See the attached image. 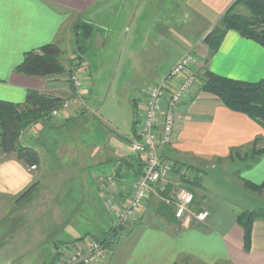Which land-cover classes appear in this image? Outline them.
<instances>
[{
    "label": "crops",
    "instance_id": "obj_1",
    "mask_svg": "<svg viewBox=\"0 0 264 264\" xmlns=\"http://www.w3.org/2000/svg\"><path fill=\"white\" fill-rule=\"evenodd\" d=\"M152 1L0 0V100L23 104L32 90L50 94L62 92L49 88L55 81L50 83L40 78L17 74L15 70L24 56L30 51L59 41L64 30H68L71 37L73 26L79 21L94 25L96 31L100 29L98 23L104 19L102 27L107 24L106 29L109 30H115L116 24L121 21L118 23L121 25L117 28V33H121L124 26L139 29L140 24L146 25L150 20ZM235 1L237 0H184L185 8L180 9L177 18L187 20L189 11L195 14L199 22L197 37L191 40L187 31L184 36L175 32L178 36L176 42L182 49L164 77L187 53H194L202 64L209 59L210 49L204 40ZM128 3L132 12L127 11ZM114 11L117 12L116 24L109 21ZM124 13H127V18ZM172 33L171 29L164 28V41L167 42ZM141 51L129 49L133 66L140 64ZM143 51L146 52L147 47ZM84 58L87 71L82 73V78L86 108L75 103L76 90L72 85L63 90L66 91L65 94H54L72 102V109L66 118L42 122L27 130L20 139L22 146L33 148L40 154L39 169L32 173L15 156H3L5 158L0 160V197H17L18 201L21 194L35 181H39L38 196L28 209L35 211L37 217L47 216L44 224L48 227H40L37 218L35 224L39 230H36L35 237L26 241L24 249L15 240L10 245L6 244L10 253L7 264L15 260H24L21 264H57L56 257L64 246L77 242L84 244L88 239L96 238L89 235L86 238L65 239V230L72 224L68 219L70 211L86 203L92 205L90 199L94 194H97L107 212L108 198L118 207H125L130 201L132 185L140 173V164H143L142 158L131 152V143L137 139L134 132L131 137L117 132L100 145H90L86 141L66 140L55 144L42 141L44 135H50L54 131H62L63 128L71 131L70 125L83 120L88 114L92 76L91 64L86 56ZM205 67L223 77L256 83L264 80V48L236 31H229L219 51ZM164 77H160V83ZM135 107L139 121L145 105L139 100ZM262 136L264 137V130L257 123L243 114L229 110L217 97L201 92L198 85L179 107L174 138L162 150V155L179 166L191 167L200 174L207 175L210 167L214 168L228 160L233 149L247 147ZM47 152L53 159L60 157L63 162L70 159L73 170L67 173L57 170L46 175L47 163L43 161V156ZM88 168H96L97 171L88 173ZM115 170L117 186L110 190L99 182V176ZM240 179L243 185L244 181L257 186L263 185L264 156L253 168L244 171ZM75 193L78 196L72 197ZM64 194H67L68 199L64 200ZM69 194L71 197H68ZM211 204V217L207 223L191 226L180 224L171 216L169 207L164 206L162 209L163 205L159 207L153 202L146 204L138 211L136 221L129 223L135 224L133 231H128L131 232L130 237L136 240L133 252L116 258L112 254L104 264H264V220L254 223L251 251L247 252L244 247V231L237 223L238 217L245 210L220 197H212ZM113 222L111 231L116 229L115 221ZM30 223L32 224L31 221L26 224L29 226ZM121 230H118L117 236ZM47 231L53 235L51 242L40 247L42 245L38 244ZM35 245L38 246L34 247ZM45 247H48L46 257L41 254ZM0 262L5 264L6 261L3 258Z\"/></svg>",
    "mask_w": 264,
    "mask_h": 264
},
{
    "label": "rangeland",
    "instance_id": "obj_2",
    "mask_svg": "<svg viewBox=\"0 0 264 264\" xmlns=\"http://www.w3.org/2000/svg\"><path fill=\"white\" fill-rule=\"evenodd\" d=\"M131 3L133 0H126ZM153 0L150 7V20L145 25L140 24L139 29L127 26L122 29V34L117 33V28L120 27L121 21L116 24L117 12H113V16H110L109 21L116 24L115 30L106 29V25L102 27V22H99L98 29L88 44V51L86 53V59L91 64V76H92V88L91 98L88 103V114L81 121H76L72 126L71 131L69 128H63L62 131H54L50 135H44L42 141L55 144L57 142L70 141H86L88 144L100 145L105 139L114 137L117 132L123 136L131 137L133 135L134 118L136 115L135 103L141 100L144 105L143 91L157 83H160V77L169 71L176 58L179 55L180 45L176 42L178 40L176 33L187 35L191 40L196 39V29L199 22L196 19V15L189 11V15L186 16L187 20H179L177 13L181 8H185L184 0ZM127 5V11L132 12V7ZM183 17L185 11L183 10ZM111 15V14H110ZM127 18V13H124ZM171 15V17H170ZM97 25V26H98ZM124 25V24H122ZM171 29L173 33L171 37L164 41L162 37L163 29ZM138 31V32H137ZM63 44V50L65 52L63 56L64 64L68 70L75 66L74 60L75 48L73 47V38L69 37L68 30H64L59 39ZM147 44V45H146ZM126 45V46H125ZM125 50L123 52V48ZM147 47V51L144 52V48ZM135 48L137 51H141L140 64L133 66L132 57L129 55V49ZM157 51V52H156ZM123 55V59H121ZM155 57H158L156 59ZM148 62V63H147ZM85 64V63H84ZM200 64L195 66L197 68L198 77L201 75L199 69ZM203 66L205 62L203 61ZM165 78V77H164ZM51 89H59L62 92H54V94H65L64 89L71 88L70 78L60 79L49 85ZM245 150L240 152V156L233 160L222 161L214 168L210 167L207 175L202 173L201 185L202 188H194L196 196H198L196 203L194 204V211L209 210L211 212L212 197H220L228 199L236 206L241 207L245 211H253L257 209H264V192L257 193L248 189L243 185L240 179L241 174L246 171V164L241 160L244 156ZM164 157V156H163ZM5 157L0 152V160ZM60 157L52 156L47 152L43 156V161L46 162V175L59 170L62 173L72 171L73 166L71 160L59 159ZM168 159L167 157H164ZM173 161L171 159H168ZM174 162V161H173ZM94 170V171H93ZM95 173L96 168L91 170L88 168L87 172ZM35 173V170L31 171ZM44 172V171H43ZM41 172V173H43ZM197 170L192 168V171L187 172L188 178H194ZM180 176L175 171L166 181V186H170L167 191L168 195H175L180 188H188V186L180 181ZM189 189V188H188ZM203 189V190H202ZM158 195H151L141 206L146 204L155 203L161 207L164 202L161 199L162 194L158 191ZM39 194V193H38ZM262 194V195H261ZM67 195V194H66ZM65 194L62 196L64 200L68 199ZM37 195V189L33 192L31 197L24 201H16V198L0 197V260L5 259V264L8 263L10 253L8 252V246L6 244L15 240L20 245L21 249H24L26 241H30V238L35 237L36 230L38 232L39 227L35 224L38 220V225L43 229H48L46 220L47 216L37 217V213L33 210H29L32 207V203L35 202ZM75 193L72 197H77ZM71 197V194L68 195ZM38 198V197H37ZM164 198V197H163ZM63 199V198H62ZM89 200V199H88ZM92 205H82L75 210H72L68 214V219L72 224L67 226L65 233L68 240L86 238L89 235L96 238L88 239L84 242L87 246L91 240H104L108 237L114 224V218L107 212L97 194L90 199ZM31 202V204H28ZM140 208V209H141ZM139 209V210H140ZM164 209V208H162ZM138 213V212H137ZM135 215V218L137 216ZM24 218V219H23ZM38 218V219H37ZM133 218L132 221H136ZM23 219V224L21 221ZM37 219V220H35ZM34 220V222L32 221ZM30 223L29 226L26 224ZM25 222V223H24ZM135 224H126L121 227V231L116 237L117 241L113 243L111 248V255L116 258L121 254H130L133 252L136 245V240L130 237L131 232ZM139 225H137L138 227ZM124 229V230H123ZM137 229V228H136ZM133 231V230H132ZM53 235L50 231H47L46 236L38 245H42L50 241ZM128 237V238H127ZM51 242V241H50ZM78 244L82 242H77ZM7 247H6V246ZM37 245V246H38ZM36 245L34 247H37ZM52 250V246H50ZM48 247L42 251L44 257L48 255ZM59 256V255H58ZM57 258V262L59 257ZM108 259L106 257L99 264H104ZM4 261V260H3ZM2 261V263H3ZM16 261V260H15ZM13 261L10 264H21L24 260L18 262ZM1 263V262H0ZM31 264V263H30ZM41 264V262L39 263Z\"/></svg>",
    "mask_w": 264,
    "mask_h": 264
},
{
    "label": "trees",
    "instance_id": "obj_3",
    "mask_svg": "<svg viewBox=\"0 0 264 264\" xmlns=\"http://www.w3.org/2000/svg\"><path fill=\"white\" fill-rule=\"evenodd\" d=\"M229 31H236L242 37L254 41L264 48V0H237L232 4L204 40L210 49V57L205 61L206 66L219 51ZM95 32V26L84 21H79L73 26V47L77 54L75 60L77 59L80 66L85 63L84 56H86L89 49L88 44ZM64 54L62 42L57 41L46 45L28 52L15 72L27 77L40 78L50 83L60 79L64 80L67 77L70 78L72 87L75 67L70 70L67 69L63 60ZM199 86L201 92L217 97L226 108L249 117L264 130V80L256 83L234 80L213 73L204 66L199 77ZM66 101L63 97L34 90L29 91L26 102L23 104L0 100L1 154L6 157L15 156L30 171L39 169L41 166L40 154L33 148L22 146L20 139L24 132L32 127L42 122L53 121L55 119L52 117L53 111L61 109ZM137 114L136 111L133 126V132L136 136ZM242 150H245V153L241 160L246 164L245 170H250L264 156V137H258L247 147L233 149L228 159L233 160L239 157ZM175 167L180 176V181L186 184L192 192H194V188H202L199 172L194 178H188L186 174L188 171H192L191 167L179 166L177 163H175ZM139 169L140 173L137 178L143 174L144 164L141 163ZM119 175L121 177V172ZM39 185L40 182L35 181L30 188L21 194L19 201L31 197ZM244 185L254 192H264V184L257 186L244 181ZM169 187L166 186L165 191H162L160 187L158 188L162 194L161 197H169L167 191ZM197 198L198 196L195 194V199L197 200ZM164 206L168 207L163 204L162 207L165 208ZM169 209L171 216L174 217L172 208L169 207ZM258 220H264V209L245 211L237 219V223L244 231V247L247 252L251 251L253 225ZM118 230L113 229L106 239L97 240V242L112 246L117 241Z\"/></svg>",
    "mask_w": 264,
    "mask_h": 264
},
{
    "label": "built area",
    "instance_id": "obj_4",
    "mask_svg": "<svg viewBox=\"0 0 264 264\" xmlns=\"http://www.w3.org/2000/svg\"><path fill=\"white\" fill-rule=\"evenodd\" d=\"M74 64L72 84L76 90L75 103L86 108L82 73L87 71V67L85 64L80 66L78 61ZM198 64L202 72L204 66L197 56L191 52L187 53L160 84L153 85L143 92L145 107L137 122V139L131 143V152L142 158L144 171L132 185L131 198L127 206L118 207L111 198L107 200L116 229L129 224L144 202L151 195L159 194V187L165 191L166 181L177 171L175 163L163 157L162 150L169 146L174 138L179 107L188 94L199 85L195 67ZM71 109L72 102L68 100L61 109L53 111L52 117L65 119ZM116 172L115 170L99 176V182L110 190L115 189ZM161 199L166 206L172 208L174 217L183 226L206 224L211 217L209 210L194 211L195 194L186 187L180 188L175 195ZM110 256L111 248L108 244L91 240L87 246L81 243L64 246L60 251L58 264H99Z\"/></svg>",
    "mask_w": 264,
    "mask_h": 264
}]
</instances>
